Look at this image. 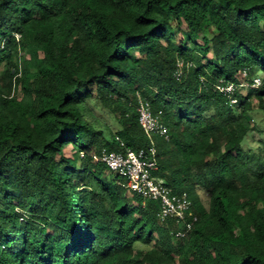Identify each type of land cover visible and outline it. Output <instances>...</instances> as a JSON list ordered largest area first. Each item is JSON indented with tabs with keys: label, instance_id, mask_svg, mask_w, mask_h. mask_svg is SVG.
Wrapping results in <instances>:
<instances>
[{
	"label": "trees",
	"instance_id": "trees-1",
	"mask_svg": "<svg viewBox=\"0 0 264 264\" xmlns=\"http://www.w3.org/2000/svg\"><path fill=\"white\" fill-rule=\"evenodd\" d=\"M1 43L0 264H264V0H0ZM139 95L185 238L94 158L150 153Z\"/></svg>",
	"mask_w": 264,
	"mask_h": 264
},
{
	"label": "built area",
	"instance_id": "built-area-1",
	"mask_svg": "<svg viewBox=\"0 0 264 264\" xmlns=\"http://www.w3.org/2000/svg\"><path fill=\"white\" fill-rule=\"evenodd\" d=\"M3 48L4 43H1L0 50ZM182 66L183 64L179 63V67L182 68ZM181 75L182 72L178 71L177 77L180 78ZM244 75L247 74L244 73ZM260 84V78H256L252 88H257ZM244 86L250 87L248 84L241 85V87ZM217 88L230 98L238 89L233 83L220 84ZM237 103V99L231 98V104ZM137 113L139 123L151 141L154 135L169 138L168 129L161 121L160 113L154 114L151 103L144 100L141 95L138 96ZM156 152L153 143L149 154L145 150L136 152L128 149L125 152H103L101 156L94 158L118 174L123 179L119 184L124 188L145 199L158 201L160 203V219L162 221L172 219L181 223L183 229L178 231L176 235L179 238H185L198 218L191 212V201L186 196L174 194L162 179L154 176V172L157 170Z\"/></svg>",
	"mask_w": 264,
	"mask_h": 264
},
{
	"label": "rangeland",
	"instance_id": "rangeland-1",
	"mask_svg": "<svg viewBox=\"0 0 264 264\" xmlns=\"http://www.w3.org/2000/svg\"><path fill=\"white\" fill-rule=\"evenodd\" d=\"M178 37H180V36H178ZM240 89L244 94H246L248 91V87H246V86L240 87ZM88 108H90V112H88L89 110L84 109L85 116L90 121H94V119H96L97 126L100 129L104 130L106 135H108L111 131L116 133L120 129V125L116 122L114 116L111 115L110 113H108L107 111L97 108L93 102L90 103ZM155 137H157V136L154 135L152 137L153 143H155L154 142ZM259 137H260V134L255 132L254 135L249 138V140L246 144L247 148L255 149L257 147L255 141H257L259 139ZM73 154H74L73 149L71 147H68L66 149V155L69 157H72ZM200 193L202 196L204 195L202 192H200Z\"/></svg>",
	"mask_w": 264,
	"mask_h": 264
}]
</instances>
